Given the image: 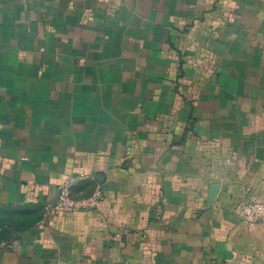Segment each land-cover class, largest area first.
<instances>
[{
	"label": "crops",
	"instance_id": "0c3cea01",
	"mask_svg": "<svg viewBox=\"0 0 264 264\" xmlns=\"http://www.w3.org/2000/svg\"><path fill=\"white\" fill-rule=\"evenodd\" d=\"M254 200L264 0H0V264H264Z\"/></svg>",
	"mask_w": 264,
	"mask_h": 264
},
{
	"label": "built area",
	"instance_id": "2783aa9c",
	"mask_svg": "<svg viewBox=\"0 0 264 264\" xmlns=\"http://www.w3.org/2000/svg\"><path fill=\"white\" fill-rule=\"evenodd\" d=\"M90 177V174L83 172L64 178L59 186L56 208L62 211H93L98 209L106 200L105 193L99 187L86 199L78 201L73 197L74 188L88 182ZM47 210L51 211V208H47ZM237 214L240 220L248 226L264 224V201H244L238 206Z\"/></svg>",
	"mask_w": 264,
	"mask_h": 264
},
{
	"label": "rangeland",
	"instance_id": "374dc122",
	"mask_svg": "<svg viewBox=\"0 0 264 264\" xmlns=\"http://www.w3.org/2000/svg\"><path fill=\"white\" fill-rule=\"evenodd\" d=\"M21 216L19 211L0 209V244L12 240L21 231Z\"/></svg>",
	"mask_w": 264,
	"mask_h": 264
},
{
	"label": "trees",
	"instance_id": "16d2710c",
	"mask_svg": "<svg viewBox=\"0 0 264 264\" xmlns=\"http://www.w3.org/2000/svg\"><path fill=\"white\" fill-rule=\"evenodd\" d=\"M21 220H22V222H21L20 225H21L22 229H24V228L26 227V225H25V221H24V218L21 217ZM22 229H21V230H22ZM13 239H14V238H13ZM13 239H12V240H13ZM10 241H11V240H10ZM7 242H9V241H7ZM3 243H5V242H3ZM3 243H2V244H3ZM0 245H1V244H0Z\"/></svg>",
	"mask_w": 264,
	"mask_h": 264
}]
</instances>
